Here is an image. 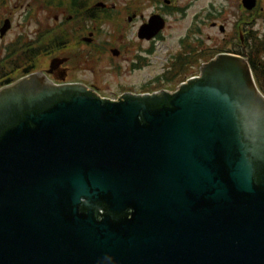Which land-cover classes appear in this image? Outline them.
<instances>
[{
  "label": "water",
  "instance_id": "1",
  "mask_svg": "<svg viewBox=\"0 0 264 264\" xmlns=\"http://www.w3.org/2000/svg\"><path fill=\"white\" fill-rule=\"evenodd\" d=\"M0 264H264V95L247 59L219 53L174 91L117 99L39 71L1 87Z\"/></svg>",
  "mask_w": 264,
  "mask_h": 264
},
{
  "label": "flooded vegetation",
  "instance_id": "2",
  "mask_svg": "<svg viewBox=\"0 0 264 264\" xmlns=\"http://www.w3.org/2000/svg\"><path fill=\"white\" fill-rule=\"evenodd\" d=\"M179 1L75 0L79 10L86 11V14L95 17L91 29H89L87 21H85L87 24L84 26V22L81 21L76 24L74 30L72 26L68 25L71 15L68 13L66 16L61 13L60 17L55 15L53 24L39 28L33 37L27 39L29 42L33 41V46L38 49V54L34 57L33 63L16 70L11 75L5 73L0 76V88L16 78L39 71L56 84L79 83L96 89L94 84L87 83L88 80L82 76H85V71L89 70L87 65L91 61L99 62L98 60H100L120 76L125 73L134 74L147 71L148 76L138 86L120 85L118 88L121 91L117 97L125 93L143 94L160 90L171 92L173 88L170 87L175 83L178 84L181 76H185V79L194 77L193 75L188 76L190 70L184 74L181 69L176 70V61L181 62L185 56L192 53L197 61H191L190 66L197 65L199 67L200 64L220 52L244 54L251 40H253L252 35L261 33V29H256L255 23L250 20V16H253L255 12L251 10L250 13L241 4V0H237L235 12H233L231 0L210 3L206 9L193 16L194 23L186 33L178 37L176 43H172L166 48L162 70L152 75L149 72L152 67V57L159 50L158 43L165 42L167 39L163 33L169 26V17L174 14H182L185 10ZM262 1L257 0L258 14L264 13V1ZM39 3L36 5L42 6ZM48 7L55 10L54 5H48ZM30 13L27 11V14ZM155 14L161 16L165 24L157 34L148 37L141 31V28ZM129 24H131L130 27H133L131 38H127V31L130 29ZM206 25L217 28L221 37L216 38L211 34H206L203 37V27ZM64 26L68 32V39L60 50H56L54 42H50V40L47 42L46 39L48 36L54 37L57 28H64ZM89 34H92V40L84 41L83 38ZM99 35H103V37ZM105 36H112V40L106 39ZM17 38L20 39V37ZM41 47H44L43 52L40 50ZM63 50H67L65 53L67 55L57 54L58 51ZM198 54L202 55L197 56ZM41 57H49L50 61L55 60V62L47 68H39L37 62ZM60 59L65 60L59 62ZM65 62H68L67 67H63ZM167 77L171 79L169 82H167ZM160 83H163L162 87H158Z\"/></svg>",
  "mask_w": 264,
  "mask_h": 264
},
{
  "label": "rangeland",
  "instance_id": "3",
  "mask_svg": "<svg viewBox=\"0 0 264 264\" xmlns=\"http://www.w3.org/2000/svg\"><path fill=\"white\" fill-rule=\"evenodd\" d=\"M223 0H180V5L185 7V10L182 14H174L169 17V26L164 31V35L166 36L165 42L158 43L159 50L156 51L152 57V67L150 68L149 72L152 75H155L157 72H160L163 68L162 63L165 62V50L169 47L172 43H176V39L186 33V31L191 27L194 23V15L197 14L199 11H202L207 8L210 3H220ZM233 3V12H235V5L237 0H231ZM239 1V0H238ZM41 3L42 6H38L36 4ZM4 0L0 2V27L3 23L4 19L10 20V27L5 32V34L1 37L0 36V58L5 55L4 47L13 42L17 37H20L21 40H26L29 37H33L35 35V31L39 28H43L53 24L54 20L53 17L63 13L66 16L68 13L66 10L61 8H56L55 10L50 9L48 5L45 4L43 0ZM263 2V1H262ZM39 3V4H40ZM264 5V4H263ZM42 7V8H41ZM46 7V8H45ZM31 12L30 14H27ZM28 15V16H26ZM254 27L257 29H261L263 25V18L262 16H257L255 19ZM93 23H89V29ZM131 24L128 25L130 27ZM132 30L133 27L127 31V38L132 37ZM206 34H211L216 36V38H220L221 34L217 28H212L209 25L203 27V37ZM88 36V35H87ZM103 37V35H99ZM106 39L112 40V36H105ZM67 50L58 51L57 54L64 55ZM67 55V54H65ZM1 60V59H0ZM65 60V59H64ZM99 62L91 61L85 71L84 79L88 80L87 83L91 82L95 85L94 89L100 96L117 99V95L121 91L120 85L123 86H138L142 83L143 79L148 76L147 71H142L140 73H125L121 76L115 74L112 68H108L107 65L103 62L98 60ZM0 63H2L0 61ZM39 68H47L50 65L49 57H41L40 60L37 62ZM63 67L68 66V62L63 63ZM1 66V65H0ZM188 76H197L199 75V67L197 65L192 66L188 69ZM187 71V72H188ZM68 78V76H67ZM19 78L14 79L17 80ZM68 80V79H67ZM179 83V82H178ZM88 85V84H87ZM176 85V86H174ZM177 83L173 84L171 89L173 91L177 87ZM90 86V85H89ZM120 96V95H119Z\"/></svg>",
  "mask_w": 264,
  "mask_h": 264
},
{
  "label": "trees",
  "instance_id": "4",
  "mask_svg": "<svg viewBox=\"0 0 264 264\" xmlns=\"http://www.w3.org/2000/svg\"><path fill=\"white\" fill-rule=\"evenodd\" d=\"M4 0H2L3 2ZM46 5H54L56 8H61L68 12V15H71V19L68 20V25L72 26V29L75 30L76 24L78 22L83 21V26L85 24L92 23L95 20V17L86 14V11H81L77 8V4L75 0H43ZM1 2V0H0ZM256 13L253 16H250L252 23H254V19L257 16H262L263 25L261 27V33L259 35H252V39L250 45L247 47L246 53L242 54L246 57L249 66L251 68L254 80L259 90L264 94V13L258 14V9L254 10ZM84 12V13H83ZM253 19V20H252ZM87 21V22H85ZM50 38V39H49ZM68 32L66 27L57 28L55 36H48L47 42H54V47L56 50H60L64 44L67 42ZM34 42L24 41L19 38H16L13 42L8 43L5 46V55L1 57L0 61V76L7 73L8 75L13 74L16 70L21 69L23 67L29 66L33 63L34 57L38 54V49L35 48ZM44 47H41V52L44 51ZM48 50V49H47ZM202 54H198L197 56H201ZM191 61H197L196 58L193 57V54H189L184 57L183 61H176V70L181 69L183 74L188 71V69L192 66ZM17 77V76H15ZM14 77V78H15ZM185 79V76H181L178 82H181ZM171 79L167 77V82ZM12 81V80H11ZM163 83H160L158 87H162Z\"/></svg>",
  "mask_w": 264,
  "mask_h": 264
}]
</instances>
